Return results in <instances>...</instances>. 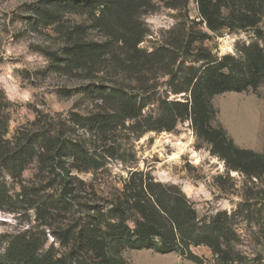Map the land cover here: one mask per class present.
Returning a JSON list of instances; mask_svg holds the SVG:
<instances>
[{"label": "trees", "instance_id": "trees-1", "mask_svg": "<svg viewBox=\"0 0 264 264\" xmlns=\"http://www.w3.org/2000/svg\"><path fill=\"white\" fill-rule=\"evenodd\" d=\"M156 1L42 0L35 22L55 24L68 12L88 17L90 23L77 24L67 33L68 43L54 65L60 72L87 67L94 72L105 62L112 69L141 74L160 66L164 57L161 51L147 53L140 48L149 31L143 15L155 8ZM185 3L166 0L164 4L178 8ZM198 3L204 22L213 31L251 28L264 22V0ZM224 9L229 11L227 15ZM88 29L100 30L106 40L87 41L84 36ZM245 53V62L231 55L216 62L204 55L202 71L195 70L187 81L192 86L190 100L164 99L156 116H145V103L139 104L137 97L123 88L91 86L86 92L101 94L97 97L103 102L100 109L88 115L72 112L58 121L38 115L9 136L12 103L0 89V209L17 212L13 204L22 203L26 213L34 211L38 222L5 236L0 264H123L117 256L126 248L180 252L197 264H206L191 249L202 245L212 250L215 264H263L244 255L234 243L232 236L237 233L230 219L240 215L243 207L231 215L219 210L210 219L201 218L179 185L158 181L142 170L131 171L123 189L111 199L98 196L92 186L93 194L103 201L99 203L83 194L90 183L74 173H89L103 166L96 149L88 146V134L96 144L93 138L108 140L127 120L134 121L135 130L144 133L171 131L179 121L191 119L198 136L212 144L213 153L229 169L263 177L264 153L239 147L225 129L212 124L217 113L212 102L215 95L264 84V48L254 42ZM189 87L177 92H186ZM32 166L34 176L27 179L25 173ZM8 179L20 185L15 201L7 187ZM39 227L42 230L35 229ZM46 230L54 238L52 243Z\"/></svg>", "mask_w": 264, "mask_h": 264}, {"label": "rangeland", "instance_id": "rangeland-1", "mask_svg": "<svg viewBox=\"0 0 264 264\" xmlns=\"http://www.w3.org/2000/svg\"><path fill=\"white\" fill-rule=\"evenodd\" d=\"M165 1L157 0L155 8L143 15L149 31L140 44L147 53L162 52L160 66L128 74L105 62L94 72L91 67L67 73L56 70L54 65L68 43L67 33L77 24L90 23L88 17L68 12L61 21L47 25L35 22L42 0H0V89L12 103L9 136L38 115L58 121L72 112L88 115L100 109L103 102L97 97L101 94L91 96L86 92L91 86L123 88L133 93L139 104L145 103V116H156L164 99L190 100L192 86L187 81L195 70L202 71L204 55L216 62L227 55L245 62V51L251 43L259 42L264 48V22L251 28L222 27L213 31L201 16L198 0H186L178 8L166 7ZM223 13L229 11L224 9ZM84 38L106 40L98 29H88ZM187 87L188 91L177 92ZM212 102L217 111L214 127L225 129L239 147L264 153V84L243 92L217 94ZM133 124L132 120L120 124L106 141L93 138L96 144L91 143L89 134L86 136L103 166L89 173L74 172L90 183L83 194L103 203L93 194L92 186L98 196L111 199L123 189L131 171L142 170L158 181L179 185L201 218L210 219L219 210L231 215L243 207L240 215L230 219L237 233L232 236L234 243L244 255L264 264V176L251 177L229 169L213 153L212 144L198 136L191 119L179 121L171 131L142 133ZM34 173L32 166L25 177L29 179ZM7 187L15 201L20 185L8 179ZM13 205L17 212L0 209V254L6 248V235L38 225L34 211L26 213L22 203ZM46 237L53 242L48 230ZM191 249L206 264H215V256L207 246ZM117 257L123 264H197L180 252L160 253L155 249L126 248Z\"/></svg>", "mask_w": 264, "mask_h": 264}, {"label": "crops", "instance_id": "crops-1", "mask_svg": "<svg viewBox=\"0 0 264 264\" xmlns=\"http://www.w3.org/2000/svg\"><path fill=\"white\" fill-rule=\"evenodd\" d=\"M198 247H202V246H198ZM207 248H209V247H207Z\"/></svg>", "mask_w": 264, "mask_h": 264}]
</instances>
